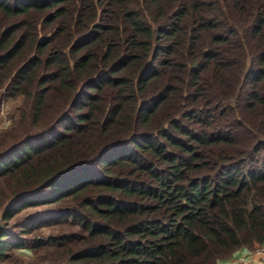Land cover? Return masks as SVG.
<instances>
[{
    "label": "trees",
    "instance_id": "1",
    "mask_svg": "<svg viewBox=\"0 0 264 264\" xmlns=\"http://www.w3.org/2000/svg\"><path fill=\"white\" fill-rule=\"evenodd\" d=\"M0 263L218 264L264 245V0H0ZM47 204L32 242L6 229Z\"/></svg>",
    "mask_w": 264,
    "mask_h": 264
},
{
    "label": "rangeland",
    "instance_id": "2",
    "mask_svg": "<svg viewBox=\"0 0 264 264\" xmlns=\"http://www.w3.org/2000/svg\"><path fill=\"white\" fill-rule=\"evenodd\" d=\"M21 97L16 98H3L0 100V132L5 131L12 123L16 121L18 110L22 104ZM53 204H47L37 207H29L20 210L13 216L8 222L6 229H9L13 235H18L32 242L34 238L46 239L49 236H57L68 231L69 226L67 224H53L47 226H39L34 229H30L32 221L37 216L47 213L52 210L59 211ZM1 224V223H0ZM252 247L242 246L235 250L233 253L239 251L242 248L252 251ZM7 257L0 264H47V261L53 258V249L49 246L42 247L40 249L32 250L30 248L23 249H7ZM230 254L225 258H232ZM218 261V262H219Z\"/></svg>",
    "mask_w": 264,
    "mask_h": 264
},
{
    "label": "built area",
    "instance_id": "3",
    "mask_svg": "<svg viewBox=\"0 0 264 264\" xmlns=\"http://www.w3.org/2000/svg\"><path fill=\"white\" fill-rule=\"evenodd\" d=\"M232 264H264V245H255L251 252L232 261Z\"/></svg>",
    "mask_w": 264,
    "mask_h": 264
},
{
    "label": "crops",
    "instance_id": "4",
    "mask_svg": "<svg viewBox=\"0 0 264 264\" xmlns=\"http://www.w3.org/2000/svg\"><path fill=\"white\" fill-rule=\"evenodd\" d=\"M248 252L249 251L247 249L242 248L239 251L233 253V255H231L232 258H225V259L219 261L218 264H232V261H235L236 259H238L239 257H242L243 255H245Z\"/></svg>",
    "mask_w": 264,
    "mask_h": 264
}]
</instances>
